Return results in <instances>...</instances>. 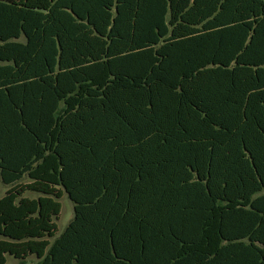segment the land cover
<instances>
[{
  "label": "trees",
  "instance_id": "obj_1",
  "mask_svg": "<svg viewBox=\"0 0 264 264\" xmlns=\"http://www.w3.org/2000/svg\"><path fill=\"white\" fill-rule=\"evenodd\" d=\"M0 183V264H264V0H0Z\"/></svg>",
  "mask_w": 264,
  "mask_h": 264
},
{
  "label": "rangeland",
  "instance_id": "obj_2",
  "mask_svg": "<svg viewBox=\"0 0 264 264\" xmlns=\"http://www.w3.org/2000/svg\"><path fill=\"white\" fill-rule=\"evenodd\" d=\"M26 182V180H25ZM8 187L0 183V199L4 197L6 194ZM26 197L34 199L38 197V194L35 192H28ZM60 202L62 204V212L59 216V219H56L55 222L57 224V234L56 237H59L68 227L69 223L74 218V205L70 201L67 195H64L62 199H60ZM55 237V238H56ZM54 238V239H55ZM53 239V240H54ZM52 240V241H53ZM26 264H37L38 260L35 256H30L27 258ZM20 260L14 258L13 256L7 255V264H19Z\"/></svg>",
  "mask_w": 264,
  "mask_h": 264
}]
</instances>
